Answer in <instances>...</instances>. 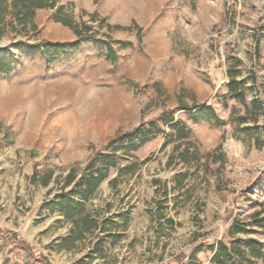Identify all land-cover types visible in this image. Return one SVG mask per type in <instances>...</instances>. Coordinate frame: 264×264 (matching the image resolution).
Listing matches in <instances>:
<instances>
[{
    "label": "rangeland",
    "instance_id": "1",
    "mask_svg": "<svg viewBox=\"0 0 264 264\" xmlns=\"http://www.w3.org/2000/svg\"><path fill=\"white\" fill-rule=\"evenodd\" d=\"M57 6L93 33L77 40L49 9L34 19L0 13V62L8 65L0 73V231L16 236H0V264H178L199 247L196 259L209 264L206 248L230 243L232 221L247 222L264 202V116L254 124L225 95L226 60L234 59L247 103L264 106V37L257 54L252 38L264 26V0ZM73 97L75 108L58 104ZM191 105L212 107L219 122L192 120L183 109ZM167 110L188 126L187 139L163 123ZM34 111L37 131L27 126ZM152 122L160 131L146 135ZM113 148L116 165L105 169L101 156ZM100 171L94 193L80 200L78 184ZM61 193L79 207L49 209ZM252 230L237 236L264 242Z\"/></svg>",
    "mask_w": 264,
    "mask_h": 264
},
{
    "label": "trees",
    "instance_id": "2",
    "mask_svg": "<svg viewBox=\"0 0 264 264\" xmlns=\"http://www.w3.org/2000/svg\"><path fill=\"white\" fill-rule=\"evenodd\" d=\"M58 0H0V13L3 11L9 10V15L18 18L21 13H28L29 17L34 19L35 10L37 9H49L52 10L51 20L55 23H59L63 27L68 28L77 40H81L87 35H91L93 33V27L91 25H87L85 22L76 23L72 21L70 15L65 12L64 6H57ZM6 13V12H5ZM1 20V19H0ZM130 29V28H128ZM136 30V36L138 38V44L142 43V39L140 37L141 28L133 27ZM264 37V26H260L253 35V43L254 48L256 50V54L258 53L260 40ZM117 45H121V42L115 41ZM41 46H45L48 48L49 44L47 42L41 41ZM35 47H38L36 45ZM50 48L56 49L55 45L49 46ZM106 48V58L110 62H114L117 59L116 50L113 48L111 43H105ZM226 62H230L232 64L228 65L226 76L228 81L226 83V87L228 89L227 94L229 98L236 100L243 106H245L246 113L251 116L252 121L256 124L258 119V115L264 116V106L258 99L254 98L247 103L244 89H245V80H238V76L241 74L238 67L240 63L234 59L226 60ZM8 71V65L0 62V73H6ZM181 105V103H180ZM189 112V117L192 120L197 121L198 118L207 117L211 120L219 122L218 117L214 109L210 106L201 105V106H187L183 108ZM163 123L168 126V128L174 132L177 140L187 139L190 135V130L188 126L182 123L180 120H175L173 117V113L169 110L162 114ZM239 124H242L246 121V116H240L237 118ZM254 127V126H253ZM245 130H249V127L244 128ZM160 131L157 129L153 122L150 124L149 128L146 130V135H151L155 132ZM168 137V141L164 142L162 148L165 147L169 142L173 139V134H170ZM115 141H112L108 144L107 148L110 149L114 145ZM132 143L128 144L130 146ZM116 149L113 148L110 151L108 156H101L102 162L106 163L104 166L105 169L109 167H115L116 165ZM181 159L185 160L183 156H180ZM149 159H146L144 163H146ZM92 163V164H91ZM93 166L92 160H90L87 168ZM128 167L127 169H130ZM106 173V170L104 171ZM101 171L97 176L91 173L89 176L81 181L82 189L75 190L78 194V197L82 201H86L90 195L94 193L96 188L98 187L101 179L105 176V174ZM79 203L71 199L67 194L61 193L57 198L50 200L48 202V207L51 210L58 209L62 210L64 208L68 209H77L79 207ZM260 209L254 211L250 214L247 222H242L240 220L234 219L231 224V229L228 232L229 237L231 238V242L225 244L223 241L216 242L213 245L208 246L206 249L211 253V258L209 259V264H259V260L264 263V242L255 240L250 237L241 238L237 236L238 233H248L252 232L254 228L260 229L264 232V202L260 204ZM0 236H11L15 240V235L11 232H1ZM22 247L29 249L27 245L24 243H20ZM200 250V247L195 249L189 256L181 255L177 258L178 264H201L196 259V252ZM42 262L44 264H49L46 258H42ZM186 262V263H185Z\"/></svg>",
    "mask_w": 264,
    "mask_h": 264
},
{
    "label": "bare ground",
    "instance_id": "3",
    "mask_svg": "<svg viewBox=\"0 0 264 264\" xmlns=\"http://www.w3.org/2000/svg\"><path fill=\"white\" fill-rule=\"evenodd\" d=\"M36 92V91H35ZM45 98H47V95H45ZM48 100H51V97L49 96L48 98H47ZM66 100V99H65ZM53 101V100H52ZM44 102V101H43ZM42 102V103H43ZM52 103V102H51ZM80 102H79V98H77V97H73V99H71L70 101H66V102H63V100H61V101H59V105H64L65 107H68V106H71L72 108L74 107L75 108V106L76 105H78ZM46 106V105H45ZM35 110H38V109H35ZM78 111H80V110H78ZM77 111V112H78ZM74 112V111H73ZM76 112V111H75ZM36 112L34 111L33 112V116L31 117V119H29V121H28V124H27V126L28 127H31V128H35V127H38V126H40V122H39V120H37L35 117H36ZM42 114V113H41ZM40 114V115H41ZM38 115V114H37ZM75 115H76V113H75ZM39 117H41V116H38V118ZM42 124V123H41ZM41 128V127H40ZM37 128H35L34 130H36ZM37 130H39V129H37ZM36 130V131H37Z\"/></svg>",
    "mask_w": 264,
    "mask_h": 264
},
{
    "label": "crops",
    "instance_id": "4",
    "mask_svg": "<svg viewBox=\"0 0 264 264\" xmlns=\"http://www.w3.org/2000/svg\"><path fill=\"white\" fill-rule=\"evenodd\" d=\"M42 9H37V10H35V15H34V17L37 15V13L39 12V11H41Z\"/></svg>",
    "mask_w": 264,
    "mask_h": 264
}]
</instances>
